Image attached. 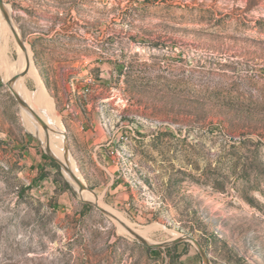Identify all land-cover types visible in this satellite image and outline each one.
Returning a JSON list of instances; mask_svg holds the SVG:
<instances>
[{
    "label": "rangeland",
    "instance_id": "374dc122",
    "mask_svg": "<svg viewBox=\"0 0 264 264\" xmlns=\"http://www.w3.org/2000/svg\"><path fill=\"white\" fill-rule=\"evenodd\" d=\"M2 1L52 143L169 245L46 151L0 17V264H264V0Z\"/></svg>",
    "mask_w": 264,
    "mask_h": 264
},
{
    "label": "water",
    "instance_id": "95a60500",
    "mask_svg": "<svg viewBox=\"0 0 264 264\" xmlns=\"http://www.w3.org/2000/svg\"><path fill=\"white\" fill-rule=\"evenodd\" d=\"M0 12L1 15L3 17V19H5L6 23L9 25V27H11L12 31H13V35L15 37L16 43L19 46V48L25 52V56L27 55L26 53V48L25 45L21 39V35L20 33L16 30L14 24H13V19L11 17L10 11L8 9V7L5 5V3L0 0ZM26 67L24 68L23 71H21L19 74H16L15 76L11 77L8 81H7V85L9 86L10 90L12 91V93L14 94L15 98L17 99L18 103L21 105V107H23L24 109H26L31 116L36 120V122L43 128V130L45 131V149L47 152L50 153V155L52 156V158L61 165V167L63 168L64 171H66L71 180L77 185L78 189L80 192L83 191H87V187L86 185L83 183V181L81 180V178L73 171L72 167H71V161L67 156V149H64V153H63V158L64 161H62L59 157L51 154V145H50V136H49V126L47 125V123L45 122V120L32 108L30 107L25 98L23 97V95L16 90L15 88V83L17 81V79L19 77L24 76V74L27 72V67L29 66V58L28 56H26ZM90 191V190H89ZM92 192V191H90ZM89 201V200H86ZM91 203L94 204V206L96 208H98L101 212H103L104 214L108 215L109 217H111L114 221H116L117 223H119L123 228H125L130 234H132L134 237H136L141 243H143L146 246L149 247H163V246H167L169 245V243H163V244H152L150 243L147 239H145L141 234H139L136 230L132 229L131 227H129L125 222L121 221L117 216H115L113 213H111L110 211H108L106 208L102 207L99 202L97 201V198L95 199V202L90 201ZM183 238H179L176 241H180ZM195 244L199 250V253L201 255V257L203 258V261L205 264H209V260L207 258V255L205 253V251L203 250V248L199 245V243L197 241H195Z\"/></svg>",
    "mask_w": 264,
    "mask_h": 264
},
{
    "label": "bare ground",
    "instance_id": "6f19581e",
    "mask_svg": "<svg viewBox=\"0 0 264 264\" xmlns=\"http://www.w3.org/2000/svg\"><path fill=\"white\" fill-rule=\"evenodd\" d=\"M0 17H2V15L0 14ZM4 23L6 24V22L4 21ZM5 32V31H4ZM5 35V34H4ZM6 36H7V34H6ZM4 37V36H3ZM7 39V38H6ZM27 56V55H26ZM26 56H25V52L24 51H20L19 52V59H18V61L15 63V66L13 67V69L11 70V72L10 71H8V75L6 76V80L8 81L11 77H13V76H15L17 73H18V71H19V68H21V66L22 65H24V62H26L27 61V59H26ZM29 62V61H28ZM28 68L30 69V71H31V73L37 78V80L39 81V83H40V80H39V77H38V75H37V73L32 69V67H31V65H30V62H29V66H28ZM21 72V71H20ZM41 84V83H40ZM46 92H44V96L46 97V95L47 94H45ZM25 97H27V93H25V95H24ZM31 99V102H32V105H34V107H37L38 109L39 108H43L44 106H47V103L46 102H44L45 100H44V98L42 99L41 98V92H39V93H37V94H32V97L30 98ZM50 99V98H49ZM52 101V100H51ZM34 109V108H33ZM44 110V109H43ZM26 114V113H25ZM24 114V115H25ZM27 115V114H26ZM27 117V116H26ZM49 117V116H48ZM49 119H51L50 117H49ZM28 121H29V119H27ZM27 121V122H28ZM30 122V121H29ZM30 129H32V128H30ZM60 131H61V128H60ZM35 132V131H34ZM56 137V136H55ZM52 138L50 139V145H51V150H52V152L55 154V156H57V157H59L60 159H63V151H62V155H61V149H62V144H61V148L60 149H57V147H56V145L55 144H53L52 143ZM64 160V159H63ZM71 163H72V165H73V167H74V160L71 158ZM74 171H75V169H74ZM75 173L77 174V172L75 171ZM78 175V174H77ZM79 176V175H78ZM82 194H83V196L86 198V199H89V200H93L94 198L96 199V197L94 196V194L92 193V192H89V191H83V192H81ZM108 211H110L109 209H108ZM111 212V211H110ZM111 213H113L115 216H117L121 221H123V222H125V223H127L125 220H124V218L120 215V214H118L117 212H111ZM128 224V223H127ZM148 230H146V232H147ZM137 232L139 233V234H141L142 236L145 234L142 230H138L137 229ZM147 238V237H146Z\"/></svg>",
    "mask_w": 264,
    "mask_h": 264
},
{
    "label": "crops",
    "instance_id": "0c3cea01",
    "mask_svg": "<svg viewBox=\"0 0 264 264\" xmlns=\"http://www.w3.org/2000/svg\"><path fill=\"white\" fill-rule=\"evenodd\" d=\"M38 77H39V76H38ZM39 80H40V78H39ZM35 82L37 83V81H35ZM40 83H41V86H42V88H43V84H42L41 80H40ZM37 86H38V83H37ZM39 89H40V88H39V86H38V90H37L36 92H38ZM36 92H34V93H36ZM46 99H47V103H48V105H49V107H47V108H50L51 105L49 104V101H48L47 96H46ZM76 114H77V113H76ZM98 119H99V118H97V119H93L91 123L93 124V123L95 122V123H94V124H95L94 127H96L95 132H96L97 134H98V133H99V134H102L101 132L98 131V130H100V127H99L98 130H97L98 125H100V123H98ZM78 123H80V121H79ZM92 134H93V133H92ZM39 157H40V155H37V158H36L35 160H38V161L40 162ZM33 164L36 165V162H34Z\"/></svg>",
    "mask_w": 264,
    "mask_h": 264
},
{
    "label": "trees",
    "instance_id": "16d2710c",
    "mask_svg": "<svg viewBox=\"0 0 264 264\" xmlns=\"http://www.w3.org/2000/svg\"><path fill=\"white\" fill-rule=\"evenodd\" d=\"M151 252H152V249H151Z\"/></svg>",
    "mask_w": 264,
    "mask_h": 264
}]
</instances>
